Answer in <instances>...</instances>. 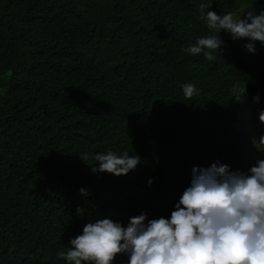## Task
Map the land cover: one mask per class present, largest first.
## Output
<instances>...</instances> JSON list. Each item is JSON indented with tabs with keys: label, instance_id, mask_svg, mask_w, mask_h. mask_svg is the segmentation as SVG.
I'll return each instance as SVG.
<instances>
[{
	"label": "trees",
	"instance_id": "trees-1",
	"mask_svg": "<svg viewBox=\"0 0 264 264\" xmlns=\"http://www.w3.org/2000/svg\"><path fill=\"white\" fill-rule=\"evenodd\" d=\"M202 2L0 0V264H69L58 254L86 224L170 219L193 168L256 165L264 45L250 53L247 38L221 30L215 60L183 51L216 35ZM208 10L243 18L264 0ZM186 83L199 91L191 100ZM108 151L140 163L126 175L93 172Z\"/></svg>",
	"mask_w": 264,
	"mask_h": 264
},
{
	"label": "clouds",
	"instance_id": "clouds-1",
	"mask_svg": "<svg viewBox=\"0 0 264 264\" xmlns=\"http://www.w3.org/2000/svg\"><path fill=\"white\" fill-rule=\"evenodd\" d=\"M212 2L206 0L198 7L216 35L197 38L183 51L215 60L214 53L223 43L217 35L221 30L233 40L247 38L245 48L250 53L255 52V42L264 45V11L258 15L248 11L243 18L232 12L221 16L208 10ZM182 91L186 100L199 95L192 83L183 84ZM234 91L241 97L246 88L237 84ZM259 121L264 123V111ZM259 140L264 144V136ZM94 159L99 168L93 172L115 176L126 175L140 163L138 155L129 156L127 151L97 153ZM80 192L86 194L85 189ZM145 220L141 214L130 218L126 227L108 218L88 223L81 235L70 240V248L58 255L69 264H112L118 254H127L128 264H264V159L257 160L248 173L230 172L228 165L219 162L193 168L190 186L170 219L146 224Z\"/></svg>",
	"mask_w": 264,
	"mask_h": 264
},
{
	"label": "rangeland",
	"instance_id": "rangeland-1",
	"mask_svg": "<svg viewBox=\"0 0 264 264\" xmlns=\"http://www.w3.org/2000/svg\"><path fill=\"white\" fill-rule=\"evenodd\" d=\"M242 128L246 132H249L251 130L249 125H248V123H246V122L244 123ZM254 143H255V145H253V150L252 149H248V151L250 152V158H255V156H256V158L259 159V160L264 159L263 158L264 157V155H263L264 154V149L262 148L261 145H259L258 142L254 141ZM254 152L256 153L255 155H254Z\"/></svg>",
	"mask_w": 264,
	"mask_h": 264
}]
</instances>
